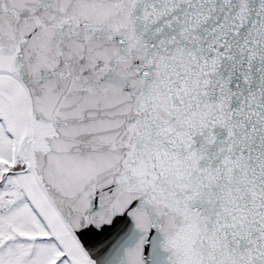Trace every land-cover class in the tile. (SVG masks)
Segmentation results:
<instances>
[{"label":"snow or ice","instance_id":"6c2138e0","mask_svg":"<svg viewBox=\"0 0 264 264\" xmlns=\"http://www.w3.org/2000/svg\"><path fill=\"white\" fill-rule=\"evenodd\" d=\"M0 264H264V0H0Z\"/></svg>","mask_w":264,"mask_h":264}]
</instances>
